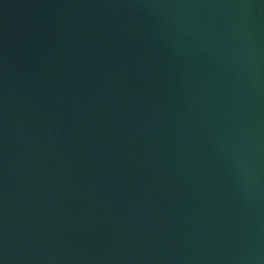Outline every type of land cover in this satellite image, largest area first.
I'll list each match as a JSON object with an SVG mask.
<instances>
[{"label": "water", "instance_id": "1", "mask_svg": "<svg viewBox=\"0 0 264 264\" xmlns=\"http://www.w3.org/2000/svg\"><path fill=\"white\" fill-rule=\"evenodd\" d=\"M0 264H264V0H0Z\"/></svg>", "mask_w": 264, "mask_h": 264}]
</instances>
